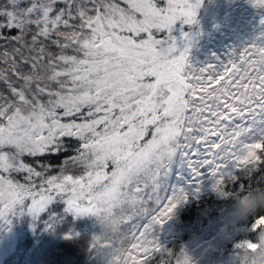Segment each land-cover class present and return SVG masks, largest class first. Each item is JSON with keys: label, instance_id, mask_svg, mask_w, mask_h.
I'll return each mask as SVG.
<instances>
[{"label": "snow or ice", "instance_id": "snow-or-ice-1", "mask_svg": "<svg viewBox=\"0 0 264 264\" xmlns=\"http://www.w3.org/2000/svg\"><path fill=\"white\" fill-rule=\"evenodd\" d=\"M201 4L0 0V221L19 205L35 217L60 199L111 226V240H91L115 249L111 264H152L157 252L173 256L154 226L188 199L166 186L175 162L196 178L209 170L220 197L254 187L241 174L264 172V44L189 70L191 34L178 43L173 26L197 24ZM134 219L145 222L119 234ZM247 231L238 264H257L248 253L264 244V215ZM174 260L192 264L184 250Z\"/></svg>", "mask_w": 264, "mask_h": 264}, {"label": "trees", "instance_id": "trees-1", "mask_svg": "<svg viewBox=\"0 0 264 264\" xmlns=\"http://www.w3.org/2000/svg\"><path fill=\"white\" fill-rule=\"evenodd\" d=\"M205 2V0L203 1ZM200 10L197 11V24L185 25L181 21H177L173 26L172 35L178 43L183 41L182 32L191 34V44L187 58L188 69L191 62L193 47L194 56L204 60L208 64L219 66L221 63H227L233 57V54L242 52L247 48L245 42L240 40V36L233 35L220 36L219 34L212 36L210 31L202 33L200 36ZM264 24H260L259 28H254L253 33L262 30ZM200 39V40H199ZM257 38L251 44L257 42ZM2 50V48H0ZM196 52L199 53L196 55ZM208 55V56H207ZM4 67L0 64V68ZM6 86L0 83V92L6 93ZM257 152H264V145ZM174 188H183L188 199L177 208L175 215L167 223L169 229L164 233L161 232L157 237L162 248L173 253L169 257L167 253L161 255L160 252L154 254L152 264H160V262L172 260L175 264L174 257L180 254L181 250L185 251V246L191 240L196 239V232L202 228H209L212 224L220 229L224 234V241L213 249H219L223 255H235L234 246L232 247V239L238 238L240 241L247 238L249 235L247 229L251 219L247 222H242L239 226L225 230L220 223V217L225 209L230 204V198L220 197L213 190L214 180L212 177L207 178L204 186L195 189L191 192L187 187L190 181H185L182 175L177 174ZM243 181L256 186V181H264V172H258L249 180L243 176ZM14 178L23 182V177L19 174H14ZM191 179V178H189ZM194 179H191L193 181ZM264 186V182L261 183ZM171 188L170 186H168ZM225 188L231 190L233 185L226 184ZM64 201L57 199L49 205L48 209L41 212L37 216H33L25 206H17V210L8 217L9 223L0 221V243L2 250L0 251V264H90L91 254V234L90 215H76L66 211ZM52 214H55L53 218ZM259 227V226H258ZM73 233L72 239H65V233ZM229 238V239H228ZM250 239L255 241V237L250 235ZM207 239V238H206ZM188 254V251H186ZM195 252H192L191 257H194ZM198 255V254H197ZM195 259L197 261L198 257ZM143 259V257H141ZM192 264H195L192 260Z\"/></svg>", "mask_w": 264, "mask_h": 264}, {"label": "rangeland", "instance_id": "rangeland-1", "mask_svg": "<svg viewBox=\"0 0 264 264\" xmlns=\"http://www.w3.org/2000/svg\"><path fill=\"white\" fill-rule=\"evenodd\" d=\"M201 6L197 9L200 10V23H199V34L209 32L212 36L218 35L225 37L239 35L240 40L245 42L244 47H249L251 42L257 38V44H264L263 31H258L253 33L254 28H259L261 20L264 19V8H256L253 6L251 0H205ZM264 30V27L263 29ZM200 40V39H199ZM199 53L196 52V55ZM237 55L240 52L236 53ZM208 56V55H207ZM208 63L204 60L200 61L199 58L194 56V47L191 57V62L189 64V70L198 69L201 67H206ZM177 174L182 175L185 181H190L186 188L191 192L195 189L200 188L205 185L207 178L212 177L211 172L207 169L201 170L200 177H193L190 169L186 167H181L179 161L175 162L172 166L171 172L167 177L166 186L174 188L180 182L181 176H179V182L176 183ZM194 179L191 181V179ZM176 179V180H175ZM27 210V209H25ZM91 216L90 226L92 228L91 240L94 236L99 235L102 232V227L96 217ZM143 220L134 219L131 222H123L119 225V234L128 235L133 224L144 223ZM170 223L164 224L162 227L157 225L154 226L153 238L157 239L161 232L167 231ZM260 227V226H259ZM258 227V228H259ZM215 224H212L209 228H202L196 232V239L191 240L185 246V251H188V255L191 257L192 252H195L194 257L191 260L195 264H238L237 256V243L240 242L238 238H231L232 247L234 246L235 255H223L219 249H213L215 246H219L224 239V234H222ZM207 238V239H206ZM130 239V236H129ZM229 239V238H228ZM90 240V241H91ZM125 247H128V243L125 242ZM2 244L0 243V251L2 250ZM258 250V249H257ZM256 250V251H257ZM255 249H249V252H253ZM200 255L196 261L195 257ZM141 257L142 254H141ZM90 264H109L108 258L104 254L97 253L95 249H91L90 254Z\"/></svg>", "mask_w": 264, "mask_h": 264}, {"label": "clouds", "instance_id": "clouds-1", "mask_svg": "<svg viewBox=\"0 0 264 264\" xmlns=\"http://www.w3.org/2000/svg\"><path fill=\"white\" fill-rule=\"evenodd\" d=\"M230 204L220 217V223L225 230L233 229L242 222H247L257 215H264V186L253 187L243 194L230 197ZM100 223V222H99ZM101 224L102 232L97 235L101 244L112 239V229L109 224ZM97 244L95 251L104 254L111 264L115 249L102 247ZM250 259H255L257 264H264V244H261L257 251L248 253Z\"/></svg>", "mask_w": 264, "mask_h": 264}]
</instances>
